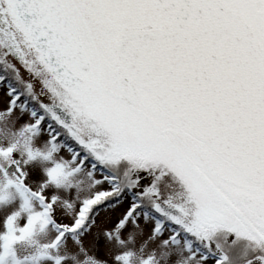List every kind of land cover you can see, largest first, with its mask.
I'll return each instance as SVG.
<instances>
[{"label":"snow or ice","instance_id":"1","mask_svg":"<svg viewBox=\"0 0 264 264\" xmlns=\"http://www.w3.org/2000/svg\"><path fill=\"white\" fill-rule=\"evenodd\" d=\"M5 208L0 264H264V0H0Z\"/></svg>","mask_w":264,"mask_h":264},{"label":"rangeland","instance_id":"2","mask_svg":"<svg viewBox=\"0 0 264 264\" xmlns=\"http://www.w3.org/2000/svg\"><path fill=\"white\" fill-rule=\"evenodd\" d=\"M13 207H14V205H13ZM8 211H10V209L9 208H5L2 211H0V215L5 214ZM46 239H47V236L44 233H40V234H38L35 237V242H21V243H18L17 246H16L17 254L19 256H21V257L30 254L31 252L34 251L37 242L42 243ZM229 239H230V237H229ZM240 249L244 250V247H241ZM229 250L233 252V249L232 248L229 249ZM231 258H232L233 264H242L241 257L240 258H237L232 253Z\"/></svg>","mask_w":264,"mask_h":264},{"label":"trees","instance_id":"3","mask_svg":"<svg viewBox=\"0 0 264 264\" xmlns=\"http://www.w3.org/2000/svg\"><path fill=\"white\" fill-rule=\"evenodd\" d=\"M217 237H220V235H217ZM242 246L241 241H239L237 244H235L234 246H232L231 248L233 249V252L229 250V254L230 256H232V253L235 257L240 258L241 254L243 253L244 250L240 249ZM230 248V249H231ZM232 252V253H231Z\"/></svg>","mask_w":264,"mask_h":264},{"label":"flooded vegetation","instance_id":"4","mask_svg":"<svg viewBox=\"0 0 264 264\" xmlns=\"http://www.w3.org/2000/svg\"><path fill=\"white\" fill-rule=\"evenodd\" d=\"M218 235H220V237H217V239L223 244L225 233H224V232H220ZM241 243H242V246L244 247V250H245V246H246L247 242L244 241V240H241ZM225 246H226V245H225ZM226 247H227V246H226Z\"/></svg>","mask_w":264,"mask_h":264}]
</instances>
